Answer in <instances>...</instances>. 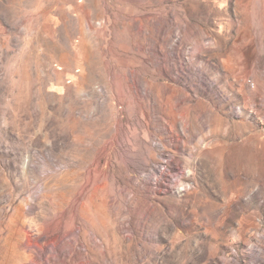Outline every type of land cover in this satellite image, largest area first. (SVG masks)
Listing matches in <instances>:
<instances>
[{
  "label": "rangeland",
  "instance_id": "374dc122",
  "mask_svg": "<svg viewBox=\"0 0 264 264\" xmlns=\"http://www.w3.org/2000/svg\"><path fill=\"white\" fill-rule=\"evenodd\" d=\"M0 264H264V0H0Z\"/></svg>",
  "mask_w": 264,
  "mask_h": 264
}]
</instances>
